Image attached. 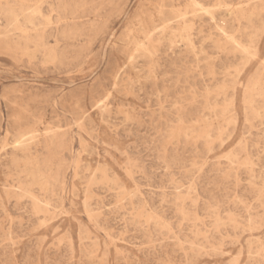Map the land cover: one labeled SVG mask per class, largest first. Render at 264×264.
<instances>
[{
  "label": "rangeland",
  "instance_id": "rangeland-1",
  "mask_svg": "<svg viewBox=\"0 0 264 264\" xmlns=\"http://www.w3.org/2000/svg\"><path fill=\"white\" fill-rule=\"evenodd\" d=\"M259 3L0 0V264H264Z\"/></svg>",
  "mask_w": 264,
  "mask_h": 264
},
{
  "label": "bare ground",
  "instance_id": "bare-ground-1",
  "mask_svg": "<svg viewBox=\"0 0 264 264\" xmlns=\"http://www.w3.org/2000/svg\"><path fill=\"white\" fill-rule=\"evenodd\" d=\"M258 1V0H257ZM20 2V1H19ZM21 3V2H20ZM28 4V3H27ZM191 5H193V6H196L197 4L195 3V2H192L191 3ZM163 6V5H162ZM198 7H199V5H198ZM198 7H196V8H198ZM163 8V7H162ZM1 10H4L5 11V13L9 16V17H15L14 15H15V13H14V11H13V9L12 8H7V9H1ZM193 10H195V8L193 9ZM159 11H161V10H159ZM162 11H163V9H162ZM208 11V10H207ZM259 11H264V3H259V4H255V5H253V6H251V9H243V8H241L239 11H238V13H239V16L240 17H248V16H250V15H254L255 13H258ZM19 12V11H18ZM210 12V11H209ZM30 13H31V11H30ZM34 12H32V14H33ZM169 13V12H168ZM171 14V13H170ZM179 14V13H178ZM23 15V14H22ZM35 15V14H34ZM176 15V14H175ZM174 15V16H175ZM179 15H181V14H179ZM7 16V17H8ZM161 16V15H160ZM174 16H172V17H174ZM8 17V18H9ZM35 17V16H34ZM172 17H170V18H172ZM176 17V16H175ZM178 18H179V16H177ZM176 17V18H177ZM251 17V16H250ZM253 17V16H252ZM182 18H185V17H183L182 16ZM236 18V17H235ZM174 19V18H173ZM181 19V18H180ZM184 20V19H183ZM183 20H181V21H183ZM186 20V19H185ZM248 20H251V18H249ZM11 21V20H10ZM16 21V20H15ZM23 21H25L26 23H28V24H30V26H32L33 24H32V15H26L25 16V18H24V20ZM14 22V21H13ZM12 22V23H13ZM251 22V21H250ZM15 24V23H14ZM184 25V24H183ZM180 26V25H179ZM188 25H186V26H184L183 28H186ZM191 26V25H190ZM176 27H177V24H176ZM183 30V29H182ZM185 31V30H184ZM238 32V31H237ZM5 33V32H4ZM184 33V32H183ZM222 33V32H221ZM185 34V33H184ZM190 35V34H189ZM1 36H2V33H1ZM0 36V37H1ZM6 36V35H5ZM186 37H187V35H186ZM233 38V37H232ZM19 41V40H18ZM21 41V40H20ZM3 42H5V44L7 45V46H12L13 45V43H12V41H9V39H7V38H5V40H3ZM229 42V41H228ZM233 42V41H232ZM24 43V42H23ZM25 43H26V41H25ZM254 43V42H253ZM188 44V43H187ZM15 45V44H14ZM37 47V46H36ZM191 48V47H190ZM142 49V48H141ZM239 49H241V48H239ZM255 50H256V48H255ZM49 51V50H48ZM144 51V50H143ZM33 53V52H32ZM146 53V52H145ZM148 54V53H147ZM248 56V55H247ZM48 58V57H47ZM54 60V59H53ZM54 62V61H53ZM262 64H260V65H257V68L259 67V68H261V70L258 68V69H256L255 70V72L253 73V75L251 76V78L249 79V80H247L246 81V83L245 84H243L242 85V87H241V89H240V93H242V102L243 103H247V97L249 96V94H251V93H255L256 92V90H263V87H264V79H263V75H264V59L262 60ZM240 69V68H239ZM236 72L238 73V71L236 70ZM117 78V77H116ZM236 84H237V82L235 81L232 85H231V88L233 89V91H237V86H236ZM221 90H223V91H225L226 90V87H225V85H223L222 86V88H220ZM208 96V95H207ZM231 105L233 106L234 104L233 103H231ZM250 105V104H249ZM226 108V107H225ZM228 108V107H227ZM212 109V108H211ZM77 110V109H76ZM244 111V110H243ZM225 112V111H224ZM255 112V111H254ZM255 114V113H254ZM203 124V123H202ZM209 129V128H208ZM197 131H199V130H197ZM177 133V132H176ZM180 133V132H179ZM205 133V132H204ZM26 134H23V135H20V138H19V140H17V141H15V143H17V148H18V150L20 151H22L23 153H25V154H29V152L31 151V141H30V138L28 139L27 137L26 138H23L24 136H25ZM28 135V134H27ZM19 137V136H18ZM17 137V138H18ZM23 138V139H22ZM200 138V137H199ZM208 139H210L209 137H208ZM16 140V139H15ZM219 140V139H218ZM19 141V142H18ZM46 146H47V144H46ZM16 147H15V149H16ZM36 165H37V163H36ZM126 168V167H125ZM24 170V169H23ZM42 174H40L39 173V171H30L29 172V177H31V179H32V181H34L35 183H39V185H40V183H42L43 182V177L41 176ZM48 178V177H47ZM92 178V177H91ZM38 185V186H39ZM29 187H30V185H28ZM27 187V186H26ZM38 188H40V187H38ZM48 188V187H47ZM40 190H41V188H40ZM47 190V189H46ZM25 192V191H24ZM24 195V194H23ZM125 195V194H124ZM30 197V196H29ZM36 201H37V199H36ZM89 201V200H88ZM87 202V201H86ZM38 204H40L39 202H38ZM46 206V205H45ZM183 210V209H182ZM182 214V213H181ZM184 216V215H183ZM185 217V216H184ZM148 219V218H147ZM12 242V241H11Z\"/></svg>",
  "mask_w": 264,
  "mask_h": 264
}]
</instances>
